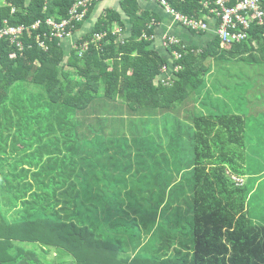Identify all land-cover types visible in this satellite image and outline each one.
<instances>
[{"label": "trees", "instance_id": "1", "mask_svg": "<svg viewBox=\"0 0 264 264\" xmlns=\"http://www.w3.org/2000/svg\"><path fill=\"white\" fill-rule=\"evenodd\" d=\"M199 1L170 5L199 16ZM73 3L0 0V27L30 29L20 50L0 38V264H264V197L253 195L264 165L261 147H247L264 134L263 27L253 22L246 39L223 47L211 36L203 48L163 53L148 38L158 14L121 0L70 47L46 20L68 18ZM124 17L131 31L120 40L112 28L123 32ZM209 56L216 69L243 62L234 101L207 89L206 112L192 104L183 123L176 111L216 73L208 77ZM172 65L176 77L155 82ZM246 88L258 100L244 98Z\"/></svg>", "mask_w": 264, "mask_h": 264}, {"label": "built area", "instance_id": "2", "mask_svg": "<svg viewBox=\"0 0 264 264\" xmlns=\"http://www.w3.org/2000/svg\"><path fill=\"white\" fill-rule=\"evenodd\" d=\"M91 0H76L75 4H72L69 8V13L71 18L80 19L85 11V7ZM165 6L167 11L174 13V10L170 8L167 4V0H156ZM215 4L214 11L217 15L221 16V26L219 28V35L221 37L222 43L228 41L239 42L247 38L246 29L250 27L253 22H256L259 26L263 27L264 34V8L260 6L262 0H213ZM228 2L229 6L225 3ZM81 8V10H79ZM175 17L181 20L187 26L194 29L205 28V23L186 16L180 15L175 12ZM38 22L32 25V27H37ZM47 25H49V34L53 36H61L65 33V27L67 20L61 19L60 21L48 18L46 20ZM229 28L231 31L229 32ZM15 31L14 29H9V32ZM7 32V31H6ZM153 38V36H151ZM163 47L169 45H181V42L174 35L165 34L163 37ZM181 47V46H179ZM174 58L179 59L181 53L178 51L173 52ZM164 68V67H163ZM235 181L239 182V178L235 177Z\"/></svg>", "mask_w": 264, "mask_h": 264}, {"label": "rangeland", "instance_id": "3", "mask_svg": "<svg viewBox=\"0 0 264 264\" xmlns=\"http://www.w3.org/2000/svg\"><path fill=\"white\" fill-rule=\"evenodd\" d=\"M117 3H118V1H115V3H113V4H110V3H108V4H110L111 7L115 8L117 6ZM124 21H125V24H127L128 20H124ZM207 34H209V33H204L203 36L204 37L209 36ZM65 39H67V38H65ZM65 39H64V42L66 41ZM62 41L63 40H61V42ZM74 43H75V41L73 40L72 46H74ZM205 62L208 65L209 64L211 65L209 68V71H208V77H211V75H213L215 71H216V73H215V75H213L211 77L210 80L207 79L205 81V84H203L204 87L206 86V89H204V87L202 86L201 90L196 89L197 90L196 92H194V91L190 92L188 97L182 102L181 105H183V106L178 108V110L176 111V115H178L181 118L180 120L183 123L187 122V119H186L187 113H185V111L187 109H189V111H190V105H192V104H194V107L192 108L193 113L199 114V113H205L206 112L205 106L202 103L207 102L208 97L205 98V96L207 95V91H206L207 89L209 91H211L210 95L212 97H216V98H218V100H220L222 102L224 100L223 99V93H227V92L233 93L231 91V89H233L232 87L234 86V84L237 83V86H238V84H240L239 77L241 76L242 71L239 70V67L241 64H243V62L240 61L239 58H235V60L232 59L231 61L220 62V67H218V69H216V61L212 57L209 56ZM217 63H218V61H217ZM172 69H173V65L170 67V72H167V70H165V68H164L162 70V72L165 71L164 76L162 77V79L158 76L157 79H155V82L160 80L164 83H167L168 79L176 77V76H174L175 75L174 70H173L174 74L172 73ZM64 70L65 71H74V69L69 67V66H66L64 68ZM25 88L28 92H35L39 89V87L37 85H34L32 83H28V82L25 83ZM214 90H216L219 94L218 95L215 94L217 92ZM263 103L264 102L261 103V107L264 109ZM222 109L223 108H221L220 110H222ZM126 111H127V109H126ZM118 115H121V114L118 113ZM157 116L159 117L160 114H158ZM172 120H173V118L170 117L168 119V123H172ZM157 122H158V124H160V121H157ZM112 123L114 124L115 122L113 121ZM187 123H189V121ZM251 125L257 126L254 121ZM259 136L262 139V143H255L253 141L248 142L247 147L250 145V148L253 150H256L257 147H261L259 150V152L261 153V156H260L261 160L260 161L264 165V134L263 135L259 134L258 136L253 137V138L259 139ZM255 153H254V155H255ZM252 172H254V169H253L252 164H251V167H249V169L246 170V175L244 176L245 181H248L249 179L251 180L249 175ZM253 195H254V198L257 200H261L260 197H264V180L262 182H259L256 184V188L254 189ZM260 204L261 203L257 202V207L260 206ZM258 215H260V212H255V216L259 217ZM145 236L146 235H144V237ZM142 241H143V239H142ZM174 247L175 246H172L170 249H173ZM48 251H49V258L50 259L54 258L57 255V251H56V248L54 246H49Z\"/></svg>", "mask_w": 264, "mask_h": 264}, {"label": "crops", "instance_id": "4", "mask_svg": "<svg viewBox=\"0 0 264 264\" xmlns=\"http://www.w3.org/2000/svg\"><path fill=\"white\" fill-rule=\"evenodd\" d=\"M115 1H118L117 6L115 8L111 7L110 4L115 3ZM120 1L121 0H98V1H96L93 4V7L91 8L87 18L82 22L83 26L81 28H79L78 30H75L70 36L65 37V38H67V39L64 38L66 41L64 42V39H63L62 42L65 44L67 42L70 45V47H73L72 41L75 40L76 38L79 39L81 37L80 34H83L86 30H88V28L90 26H93L94 23L96 22V20L102 15V13L105 10H115V11L120 12ZM108 3H110V4H108ZM136 3L139 5L140 9L155 11L158 14V16L160 17L159 19L153 18L149 22V23H151L152 21H154L149 25V27L152 28V26H155L154 34H153V41H154L153 47L157 48L160 52L165 53V50L163 49L164 47L162 44L163 37L165 34H173L184 45H187V46L193 45V46H196L199 48H203L204 45L209 40V37H211V36L213 37L212 32L207 34V35H209L207 37H204L203 35L200 36L198 34L192 33L193 32L192 30L187 29V28L183 27L182 25H180L179 23L175 22L171 16L166 14V12L163 10V8L159 4H157L151 0H136ZM122 20L123 21L128 20L127 24H125L123 32L121 31V29L118 27L117 24H115L114 28H112V31L120 29L121 32H120L119 39H121V40L129 37V34H130L129 32L131 31V22L129 21V19L124 17V18H122ZM18 26H22V25H18ZM7 27H9V26H7ZM142 36L144 38H147L145 33H143ZM148 38L152 39L151 36ZM21 39H22V37L20 38V41L22 43ZM11 44H14V43H11ZM14 45L16 46V44H14ZM16 48L19 49L17 46H16ZM12 54H14V56H15V53H12ZM12 54H10V57H14V56H11ZM251 74H255L256 76L258 75L257 72H252ZM241 93L246 94V97L243 96L244 98L247 99L248 97H252L253 100H258V95H260L255 88H246V92H241ZM228 94H230L228 96V98H225L223 96V99L225 102H227L229 105H231V102L234 101V100H231V98L234 97L235 94L230 93V92H228ZM236 96H237L236 100H240L242 95L238 96L236 94Z\"/></svg>", "mask_w": 264, "mask_h": 264}, {"label": "bare ground", "instance_id": "5", "mask_svg": "<svg viewBox=\"0 0 264 264\" xmlns=\"http://www.w3.org/2000/svg\"><path fill=\"white\" fill-rule=\"evenodd\" d=\"M96 1H98V0H91L87 4V6L85 7L84 14H83V16L80 19L71 18L70 13H69V17L68 18H63L65 20H67V24H66V27H65V33L62 34L61 36H58L60 41L63 40L65 37L70 36L73 33L74 30L72 29V27L75 25L74 23L82 22L84 20L85 16H86V12H87L88 8ZM151 1L159 4L163 8V10L166 12L167 15L171 16L172 19L175 22L179 23L183 27H185L187 29H190L192 31H195V32H200V31L203 32V33L212 32L213 33V37H217L218 38L221 47H223L225 44L238 43L236 41H228V42H223L222 43L221 37H220V35L218 33L219 28L221 26V16L217 15L216 12L214 11L215 4H214L213 0H200L199 1V3L201 4V9H200L201 10V15H199V16L185 14V13H182V12L176 10L175 8H173L170 5V0H167V4H168V6H170V8L172 10H174V13H172L171 11H167L165 6L162 5L160 2H158L156 0H151ZM75 3H76V0H74L73 4H75ZM225 5L229 6V3L226 2ZM260 6L263 7L262 3L260 4ZM79 10H81V8H79ZM175 12L179 13L180 15L186 16L188 18H192V19H194L196 21L200 20V21L205 23L206 27L203 28V29H201V28H199V29L191 28L190 26H187L186 24H184L181 20L177 19L175 17ZM152 22H154V21H152ZM151 23H149V25ZM149 25H148V27H149ZM9 29H14L15 31L9 32ZM227 29H228L229 32L231 31L229 28H227ZM29 30H30L29 27H24V26L0 27V38H2V37L7 38L11 43L16 44V46L19 49H21L22 48V43L20 41V38L23 36V34L25 32H29ZM113 32L114 33H120L121 31H120V29H118V30H115ZM101 37H102V35L96 34V38L97 39H100ZM35 38L37 39V42H38L39 46L43 48V46H44V41L43 40L44 39L38 34L36 35ZM11 56H14V54H12Z\"/></svg>", "mask_w": 264, "mask_h": 264}]
</instances>
